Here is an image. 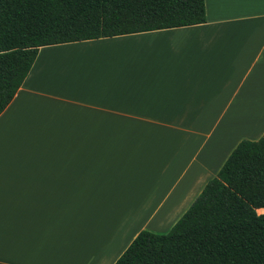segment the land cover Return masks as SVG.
<instances>
[{"label":"crops","instance_id":"crops-1","mask_svg":"<svg viewBox=\"0 0 264 264\" xmlns=\"http://www.w3.org/2000/svg\"><path fill=\"white\" fill-rule=\"evenodd\" d=\"M204 2L203 23L39 47L0 113V264H113L263 133L264 0Z\"/></svg>","mask_w":264,"mask_h":264},{"label":"trees","instance_id":"trees-1","mask_svg":"<svg viewBox=\"0 0 264 264\" xmlns=\"http://www.w3.org/2000/svg\"><path fill=\"white\" fill-rule=\"evenodd\" d=\"M205 20L204 0H0V113L42 45ZM113 264H264V131L236 144L166 233L140 230Z\"/></svg>","mask_w":264,"mask_h":264},{"label":"rangeland","instance_id":"rangeland-1","mask_svg":"<svg viewBox=\"0 0 264 264\" xmlns=\"http://www.w3.org/2000/svg\"><path fill=\"white\" fill-rule=\"evenodd\" d=\"M250 117V119H252V118H254L253 116H249ZM246 118V117H245ZM255 118H257V116H255ZM261 135V134H260ZM259 136H255L253 139H256V138H258ZM244 138H250L249 136H242L241 138H240V140L241 139H244ZM250 139H252V138H250ZM207 183V181L202 185V188H203V186L205 185ZM184 186H181V188H183ZM201 189V188H200ZM201 191V190H200ZM197 193V192H196ZM199 193V192H198ZM198 194H196L195 196H197ZM194 196V197H195ZM193 197V198H194ZM193 201V200H192ZM191 200H190V203L192 202ZM188 206H189V204H188ZM188 206H186V207H184V208H182V210H180V213L178 214V216L177 217H175L174 218V220H172L173 219V217H171V218H168V219H166L165 220V224L166 225H164V226H162L161 228H159L158 230H151V229H148V230H150V231H153V232H156V233H166L169 229H170V227L173 225V223L181 216V214L188 208ZM263 211V209H258L257 210V212H259V213H261ZM172 221V222H171Z\"/></svg>","mask_w":264,"mask_h":264}]
</instances>
